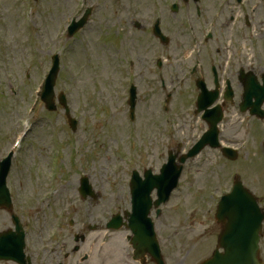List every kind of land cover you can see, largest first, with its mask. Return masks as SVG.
<instances>
[{"label":"rangeland","instance_id":"obj_1","mask_svg":"<svg viewBox=\"0 0 264 264\" xmlns=\"http://www.w3.org/2000/svg\"><path fill=\"white\" fill-rule=\"evenodd\" d=\"M176 29L178 30V24L176 26ZM178 69V63L177 65H175L174 70ZM148 93V85H143V94L141 96V99ZM156 106V101H155V96H149L148 97V101L145 105V107L142 109V115L144 117L145 120L151 119L153 114H154V110ZM202 170L198 171L197 175H196V183L197 184H202L203 180H202V175H201Z\"/></svg>","mask_w":264,"mask_h":264}]
</instances>
